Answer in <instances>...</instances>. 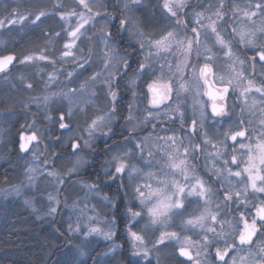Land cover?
<instances>
[{
    "label": "snow or ice",
    "instance_id": "snow-or-ice-1",
    "mask_svg": "<svg viewBox=\"0 0 264 264\" xmlns=\"http://www.w3.org/2000/svg\"><path fill=\"white\" fill-rule=\"evenodd\" d=\"M109 6L110 0H29L26 14L13 8L0 19V30L9 34L14 27L7 25H19L21 32L38 28L47 37V47L19 54L0 38V79L7 83L16 64L52 68L38 95L30 93L39 81L25 71L16 77L22 89L0 90L4 122L18 105L28 110L35 103L38 110L31 121L25 116L12 141L17 155L30 158L11 192L51 188L45 215L55 217L61 204L71 210L67 232L83 239L62 264H112L122 245L112 244L103 258L87 245L93 235L111 241L115 221L103 231L92 225L87 204L79 207L99 194L97 183L81 173L102 139V174L124 193L126 264H162L168 248L176 264H264V0H159L164 22L148 31L137 16L143 0H118L117 33H127L138 60L115 40L110 28L117 17ZM57 64L74 67L61 72ZM121 81L131 93L127 115ZM102 199L120 207L117 197ZM34 200L23 202L39 213ZM149 230L159 233L152 241L145 238Z\"/></svg>",
    "mask_w": 264,
    "mask_h": 264
},
{
    "label": "rangeland",
    "instance_id": "rangeland-1",
    "mask_svg": "<svg viewBox=\"0 0 264 264\" xmlns=\"http://www.w3.org/2000/svg\"><path fill=\"white\" fill-rule=\"evenodd\" d=\"M45 2H48V0H45ZM67 2V0H66ZM157 3V1H156ZM118 5V0H114L113 3L110 2V7L113 6H117ZM155 5V3H154ZM146 6V1L143 0V8H145ZM13 8H17L18 11H20L21 13L26 14L30 9H29V0H0V19L5 18L9 15V13L12 11ZM161 9V8H160ZM109 11V10H108ZM58 19V17L56 18ZM48 23V22H46ZM51 23V21L49 22ZM7 27L13 28L14 27V31L9 34L7 32H4L3 30H0V38L3 39H7L10 40L12 43L10 44V47H13L16 52L19 54L23 51L26 50H22V46L23 43H25V41L27 40V38L32 37L34 34L36 36H34L33 40H37V35H38V42H42L41 45H39L40 47H47V45L45 44V40L47 39L46 36H41L40 33V29H35L33 31H29V32H21L19 31V25L16 26H12V25H7ZM97 27H99V25H97ZM58 30V29H57ZM123 33V32H121ZM28 44H26V48H29L32 45V39H28ZM33 47V46H32ZM38 47L37 49H35L36 51L39 50ZM57 47H59V45H57ZM20 66V65H19ZM57 67L60 68L61 72H65L66 70L69 71L68 68H70V70L72 69V67H74L71 64L65 65L64 67H61L59 64H57ZM52 71V68L50 65H45L43 62L40 64L39 69H37L35 66L32 70L29 71H25L28 75L33 74L36 78H39V88L38 90H34L32 93H30L31 95L35 96L41 93L42 88H43V81L47 79V72ZM20 71L15 69L12 71V78L5 83L2 79H0V90H8L9 89V85L8 83H14L17 84L19 87H23V85H21L19 83V81L16 79L18 73ZM37 72H39V75H37ZM63 77H61L62 79ZM37 80V79H35ZM15 81V82H14ZM21 89V88H20ZM51 90H56L55 87H53ZM28 95V93H26ZM24 98L26 99L27 96L25 95ZM37 108L35 103H33L30 108L28 110H23L19 105L16 107L15 112H14V118L8 122H4L2 118H0V129H4L5 131L0 134V136L3 137L2 140H0V165L4 164V163H8V159L11 160V164H13L12 168L14 169V178L12 179V184H17L21 179H23V169L25 167H27L26 164V159L30 158V154L29 157L25 158L24 155H17V153L15 154V156L12 155V153L14 152L13 150V143L12 141L14 140V138L16 137V129L19 127L20 123H23L25 120V116H27L28 120L31 121L34 117H33V113L37 112ZM94 110L91 108V106L88 107V112L89 114H91ZM37 119V123L42 124V122H39V117H35ZM42 120V117H40ZM82 122V121H81ZM103 141L102 139L99 140L98 142ZM51 142V141H50ZM97 142V143H98ZM45 143L49 144V141L47 139H45ZM41 149L44 148V144L40 145ZM68 155V154H66ZM97 154L95 152L94 155H90L87 157V159H89L90 164L92 162V160H95L97 158ZM68 164V166H70V161L66 162ZM204 158L201 157L200 160L198 161L199 164V171L201 172V174H203V171H205L204 169ZM89 164V165H90ZM11 167V166H10ZM89 166H87L85 169L82 170V175L84 174L85 170L88 168ZM40 189L44 188L43 182H42V178L38 176V180H37ZM4 185L2 187H0V197L6 199V198H12L14 197L15 194H13L11 192V185ZM25 184H27V181H25ZM51 188H48L46 191H44L43 194H40L38 191L30 189V188H26L24 193L21 196H17L19 199L21 198L22 201H24V199L26 197H35V205L36 207L39 209V215L42 218L43 222L46 223L48 225V227L50 229H53L54 227V223L58 222L59 226L61 228L64 229V231L69 234V236H72L71 233L67 232V227H68V217L71 214V210L70 209H65L63 207V204H61L59 207L61 208V212L58 213L57 215H55V217L53 216H48L45 215L46 212V207L48 204V201L46 199V195H47V191H51ZM86 190H82L80 191V196L83 197L84 196V192ZM5 192H7L8 194L5 195ZM16 196V195H15ZM103 196H107L105 194H102L99 191L98 195H92L89 196L86 200H83L80 202L79 207L83 208L85 204H87V214L90 216H93L94 219L92 221V225L96 226L98 228H101L103 231H108L109 230V222L110 221H115L114 218V212H115V208H113L111 205H106L105 201L102 199ZM59 199H61V201H63L64 199V195H60L58 197ZM69 203H71V200L69 201ZM95 206V211L93 212L92 209ZM77 214H79V208L76 210ZM71 220L72 222L76 221V215H72L71 216ZM125 221V220H124ZM83 226V224H82ZM141 228V225H138L137 228L133 229L134 231H139ZM111 231L114 233V236L112 238L111 241H107L104 240L102 236H96L93 235L92 237H90V240H94L96 243L98 244H108V249H106L105 252H107L109 250V248L111 247L112 244H117V245H122L121 243H115V235L117 232V223L115 221V225L111 228ZM123 238L125 239V244L127 245V253L128 250L130 248V243H129V237L127 236V232H126V228L121 231ZM158 232L153 234L150 230L145 232V238L146 240L152 241L155 239L156 236H158ZM81 236H83V234H80ZM123 246V245H122ZM173 250L171 248L165 249L162 251V264H176L175 259L171 256V255H166V254H170Z\"/></svg>",
    "mask_w": 264,
    "mask_h": 264
},
{
    "label": "trees",
    "instance_id": "trees-1",
    "mask_svg": "<svg viewBox=\"0 0 264 264\" xmlns=\"http://www.w3.org/2000/svg\"><path fill=\"white\" fill-rule=\"evenodd\" d=\"M15 154L12 153L13 156ZM12 166L13 164L9 163L0 165V187L13 183L15 171ZM94 167H88L86 170L91 171ZM5 177L7 182H4ZM121 211V206L115 208L117 232L114 242L121 243L123 250L112 264H117V261L118 264H126L122 257L127 255V245L121 231L126 228L127 222L124 219V212L120 214ZM49 227L39 213H34L21 198L15 195L6 199L0 197V264H62L72 247L81 243L83 236L70 239L72 236H69L58 222L54 223L53 229ZM108 246L105 243L98 244L94 240L87 245L92 256L100 255L101 258ZM88 264H92V260L89 259Z\"/></svg>",
    "mask_w": 264,
    "mask_h": 264
},
{
    "label": "flooded vegetation",
    "instance_id": "flooded-vegetation-1",
    "mask_svg": "<svg viewBox=\"0 0 264 264\" xmlns=\"http://www.w3.org/2000/svg\"><path fill=\"white\" fill-rule=\"evenodd\" d=\"M146 1V6L145 8H142L141 11L137 12V16L140 18L141 21V26L144 28L145 31H148L150 26L152 24H154L156 27H159V24L163 23L164 21L162 20V9H160L159 7V0H145ZM157 1V3H156ZM111 3L114 2V0H110ZM155 3V5H154ZM191 3L193 5L199 3V0H191ZM109 12L113 13V15L115 17H117L116 19L113 20V23L111 25L110 30L113 33V36L115 38V40L122 46L121 50L123 49H127V51L129 53H132L133 59L134 60H138L140 57L137 56L136 52L133 51L132 47H129V44L132 43L131 41H129L128 39V35L126 32H119L117 33V28H118V17H119V12L118 10H115L113 7L108 8ZM197 11H199L200 9L197 8ZM188 11H191V9H188ZM50 21H48L49 23ZM151 22V24H150ZM229 31H231V29H229ZM34 36H36L35 34L30 37L32 39V45L29 48H26V44H28V39L25 41V43H23L22 46V50H33V45L40 47L39 45L42 44V42H38V35H37V40H33ZM38 47H36L35 49H37ZM138 48V46H136ZM24 52V51H23ZM18 54V53H17ZM136 67V64H133V68ZM34 68V66H31L29 68H22L21 66H19V64H16L15 66H13L12 71L17 69L19 71H29L32 70ZM70 71V68H68ZM131 70H129L130 72ZM30 76H32L34 79H37V81H39V78H36L33 74H31ZM15 82V81H14ZM14 83H8L9 85V89L11 88V86ZM16 87L18 89H22L23 87H19L17 84H15ZM39 84L36 86L35 90L39 88ZM126 84L124 83V81L120 82V86H119V93L120 96L122 98L121 100V109L123 111V115H127V102L131 99V93L129 91H126ZM23 97L27 94L26 93H22ZM233 101H235V96H233L232 98ZM146 103V102H145ZM239 109H237L238 111ZM39 122H43V120H41V118L39 117ZM124 123L123 118L121 117L119 122L115 125V128L117 129V131H119L120 125ZM149 127H151L149 125ZM58 134V133H57ZM143 134V133H141ZM17 138H14V140H16ZM115 140H120L122 139V137L120 136H115L114 137ZM13 140V141H14ZM113 141H109V144H112ZM49 144H51V142L49 141ZM57 150H59V146H56ZM13 150L15 153H17L16 151V145L13 144ZM65 155L68 154L67 152L64 153ZM96 154L98 155L97 158L95 160H92L91 164L89 165V167H94V165L96 164V166L90 171V170H85L84 174L82 175L83 178L88 179L90 181H95L98 185L99 191L102 192L103 194L108 196L110 195L111 197H117V202L118 204L122 207V211L120 212L123 213L124 212V208H123V191H121L120 193H117L116 191V184H111L107 181V178L103 176L102 174V166L105 165V157H106V152L104 151V144L103 141H100L97 143L96 145ZM19 155H24L23 153H20ZM205 171H203L204 174ZM97 173H99V178H97ZM125 183L127 184V181L125 180ZM129 191H131L129 189ZM116 194V195H113ZM119 214V213H118Z\"/></svg>",
    "mask_w": 264,
    "mask_h": 264
}]
</instances>
